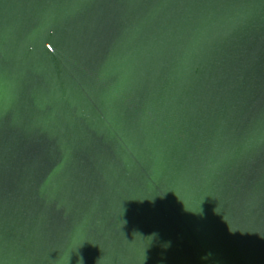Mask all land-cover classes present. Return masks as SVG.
Returning <instances> with one entry per match:
<instances>
[{
    "label": "water",
    "instance_id": "obj_1",
    "mask_svg": "<svg viewBox=\"0 0 264 264\" xmlns=\"http://www.w3.org/2000/svg\"><path fill=\"white\" fill-rule=\"evenodd\" d=\"M0 264H264V0H0Z\"/></svg>",
    "mask_w": 264,
    "mask_h": 264
}]
</instances>
